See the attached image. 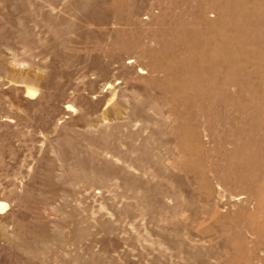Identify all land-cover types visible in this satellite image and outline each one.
<instances>
[{
    "label": "rangeland",
    "instance_id": "rangeland-1",
    "mask_svg": "<svg viewBox=\"0 0 264 264\" xmlns=\"http://www.w3.org/2000/svg\"><path fill=\"white\" fill-rule=\"evenodd\" d=\"M0 264H264V0H0Z\"/></svg>",
    "mask_w": 264,
    "mask_h": 264
},
{
    "label": "bare ground",
    "instance_id": "bare-ground-1",
    "mask_svg": "<svg viewBox=\"0 0 264 264\" xmlns=\"http://www.w3.org/2000/svg\"><path fill=\"white\" fill-rule=\"evenodd\" d=\"M4 209L3 203L0 202V212Z\"/></svg>",
    "mask_w": 264,
    "mask_h": 264
}]
</instances>
